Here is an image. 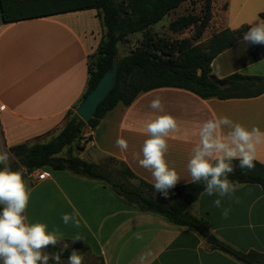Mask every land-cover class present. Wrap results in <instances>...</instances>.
<instances>
[{
    "label": "crops",
    "instance_id": "1",
    "mask_svg": "<svg viewBox=\"0 0 264 264\" xmlns=\"http://www.w3.org/2000/svg\"><path fill=\"white\" fill-rule=\"evenodd\" d=\"M262 13L264 0H214L209 28L216 33L250 28L249 22L264 19ZM103 34L97 10L5 23L0 2V105L4 106L0 131L7 151L50 134L56 136L63 129L66 115L77 109L87 89L89 55ZM214 60L221 66L219 79L236 73L264 75V45L247 44L243 37ZM157 95L162 97L165 113L178 124L168 137L166 154L181 177L174 188L191 183L186 168L189 153L198 142L200 124L209 117L227 116L264 131V94L247 99H202L185 89L163 87L141 93L128 107L118 104L94 129L88 127L83 134L85 148L77 155L98 166L101 160L113 158L153 185L151 172L139 166L133 153H140L147 139L143 129L153 117L149 104ZM118 137L128 141L127 151L116 146ZM256 161L264 164V145L258 146ZM53 171L43 181L31 176L25 179L32 185L25 215L29 223L42 222L48 231L63 233L68 250L82 247L87 253L83 264H138L140 254L149 249L154 254L151 264H245L214 248V242L196 230L125 203L100 180L68 170ZM235 197L238 204L223 202V207L231 209L226 219L222 209L213 206L217 196L201 194L188 211L206 221L216 241L243 253L264 255V189L242 184ZM74 210L79 213V227L65 225L61 219ZM137 232L143 239H135ZM77 236L82 239L73 241ZM62 260L66 264L68 259Z\"/></svg>",
    "mask_w": 264,
    "mask_h": 264
},
{
    "label": "trees",
    "instance_id": "2",
    "mask_svg": "<svg viewBox=\"0 0 264 264\" xmlns=\"http://www.w3.org/2000/svg\"><path fill=\"white\" fill-rule=\"evenodd\" d=\"M5 23L40 18L61 13L97 10L98 18L104 27L103 37L93 55H89L87 89L80 103L96 87L114 61L119 63L118 81L114 89L98 106L92 119L85 123L75 113L69 111L63 129L48 142H25L9 148L19 166L28 169L29 174L40 169L52 168L55 171H71L75 174L102 181L117 197L140 211L162 215L172 223L190 227L204 238L210 236L206 221L191 215L188 207L195 203L203 193L205 185L189 183L170 189L169 200L160 198L153 185L139 179L124 163L123 174L138 180V185L127 186L113 183L102 173L95 163L81 159L75 152L84 150V131L94 129L107 113L118 104L130 106L143 92L156 88L173 87L195 93L202 99L217 98L247 99L264 94V75L246 76L233 74L224 80L220 87L211 79V62L221 53L231 48L249 30L225 29L214 34L207 45L193 44L190 39L177 41H155L152 29L166 16L184 3L194 0H0ZM201 13L181 15L170 23L175 33L194 27L196 38L200 40L212 19L214 0H203ZM29 12V13H26ZM264 18V13L260 15ZM143 34L142 44L132 49L121 59L118 58L119 44L129 43V37ZM79 103V104H80ZM78 106V105H77ZM77 107H75L76 109ZM67 151L66 156L61 154ZM115 161L113 158H109ZM117 162V161H116ZM234 172L229 179L242 184H258L264 189V164L255 161L253 170L241 169L239 161H233ZM212 246L234 256L245 264L264 262V255L255 251L243 253L231 246L216 241ZM52 252L59 247L51 248ZM71 251L62 253L61 259H68ZM51 262V261H50ZM52 263V262H51Z\"/></svg>",
    "mask_w": 264,
    "mask_h": 264
},
{
    "label": "clouds",
    "instance_id": "3",
    "mask_svg": "<svg viewBox=\"0 0 264 264\" xmlns=\"http://www.w3.org/2000/svg\"><path fill=\"white\" fill-rule=\"evenodd\" d=\"M251 27L244 34L243 41L252 45H264V19L257 18L249 22ZM212 74L221 76V66L213 60L210 64ZM0 105V110L3 109ZM153 117L143 129L147 139L144 140L140 153H133L139 166L151 172L153 187L167 198L169 190L181 180L174 166L166 160L169 151L168 137L177 130L175 117L165 113L162 97L155 96L149 104ZM198 142L189 153L187 172L191 183L205 185L202 194L217 196L213 206L222 209L221 216L227 218L231 209L223 207L225 199L239 203L235 197L238 182L229 179L234 172L233 161H239L241 169L253 170L257 160L258 146L264 145V131L257 126L246 127L234 122L227 116H211L203 121L198 130ZM116 146L122 151L129 148L128 141L122 137L116 140ZM142 154V158H141ZM14 154L0 150V262L2 264H65L61 255L69 248L59 230L48 231L42 222L29 223L25 215L30 199L31 189L25 181L28 169L19 166L12 169L10 161ZM65 225L80 226L79 213H64L61 217ZM82 239L77 236L73 241ZM135 239H143V234L135 233ZM59 250L49 252V247ZM151 249L138 257V264H151ZM84 255L72 250L66 264H83Z\"/></svg>",
    "mask_w": 264,
    "mask_h": 264
},
{
    "label": "rangeland",
    "instance_id": "4",
    "mask_svg": "<svg viewBox=\"0 0 264 264\" xmlns=\"http://www.w3.org/2000/svg\"><path fill=\"white\" fill-rule=\"evenodd\" d=\"M202 1L203 0H194V2H192V3L187 2V3L183 4L179 9H177L176 12H173L170 15L166 16L159 24H157L155 26L154 29H152V35L154 36L155 41L164 40V41H171L172 42V41H177V40L190 39V40H192L193 44L201 43L203 46L207 45L210 38L214 34H216V32L215 31L213 32V30H211L209 27L200 40H198L196 38V29L194 27H190V28H188V29H186L180 33L173 32L169 27L171 21H173L174 19L178 18L181 15H185V14H189V13H195V14L201 13V7L203 6ZM26 13H29V12H26ZM212 17H213V8H212ZM129 40H130V42L128 44L127 43L119 44V53H118L117 59L123 58L132 49H136L137 47H139L143 41V34L137 33L135 35H132L129 37ZM93 54L94 53H92L90 55H93ZM54 137H55V135L50 134V135H47L45 137L39 138V140L37 142H45V141L47 142L49 140H52ZM0 150L7 151L5 144H4V141L2 139L1 131H0ZM75 154L77 155V154H79V152L76 151ZM61 155L66 156L67 151H64ZM10 165H11L12 169H14V170L19 167V164L15 158H13L10 161ZM99 167H100L99 170L102 173L106 174L109 177L110 181L113 183H124L129 187L138 185V180L129 178L125 174H123L124 167L116 161H111L109 159L101 160ZM46 170L49 173H54L52 168H48ZM31 175H33V173L29 174L28 177H30ZM27 185L31 189V186H32L31 183L27 182ZM169 195H170V192H169ZM169 195L167 198H165L160 194V198H164L166 200L167 199L169 200ZM79 247L80 246L75 245L73 247V250H76L79 253L84 255L83 261H85V259L87 260V257H86L87 253L84 252L85 250L82 247L81 248H79ZM51 248L52 247H49L47 249V251L52 252ZM256 261L259 264H264V262H261L260 258H258Z\"/></svg>",
    "mask_w": 264,
    "mask_h": 264
},
{
    "label": "water",
    "instance_id": "5",
    "mask_svg": "<svg viewBox=\"0 0 264 264\" xmlns=\"http://www.w3.org/2000/svg\"><path fill=\"white\" fill-rule=\"evenodd\" d=\"M118 69L119 63L114 61L112 68L104 73L96 87L77 107L75 113L85 123H88L92 119L100 103L104 101L107 95L116 86L118 81ZM210 79L220 87H224L226 85V81L224 79H219L213 74L210 75ZM207 240L209 242L216 241L212 235H210Z\"/></svg>",
    "mask_w": 264,
    "mask_h": 264
},
{
    "label": "built area",
    "instance_id": "6",
    "mask_svg": "<svg viewBox=\"0 0 264 264\" xmlns=\"http://www.w3.org/2000/svg\"><path fill=\"white\" fill-rule=\"evenodd\" d=\"M33 179H36L37 181H43L50 177V173L47 172L46 169H40L31 175Z\"/></svg>",
    "mask_w": 264,
    "mask_h": 264
}]
</instances>
